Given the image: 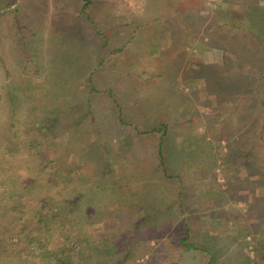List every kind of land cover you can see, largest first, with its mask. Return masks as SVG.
Returning a JSON list of instances; mask_svg holds the SVG:
<instances>
[{
	"label": "trees",
	"instance_id": "obj_1",
	"mask_svg": "<svg viewBox=\"0 0 264 264\" xmlns=\"http://www.w3.org/2000/svg\"><path fill=\"white\" fill-rule=\"evenodd\" d=\"M206 1L164 0V8L158 17L142 21L135 18L126 23L112 17L114 6L108 0H81L78 23L68 25H75V32L70 34L67 27L54 35L56 47L52 52L56 56L59 46L72 47L78 42L76 34H81L86 27L93 34L96 47L86 49L87 46L78 45L83 57L77 73L73 70L72 79L76 86L69 95L60 99L48 93L53 92L54 86L52 69L47 66L45 77L50 87L41 97L38 111L26 121L23 130L15 129V125L8 121L12 134L6 137L10 144L5 154L19 153L22 148L29 160L25 165L28 174L20 186L16 185L14 177L9 176L12 183L4 188V192L14 188L20 190L16 208L23 206L24 193L40 201V205L30 207L36 222L28 237L29 243L35 241L44 247L39 254L40 260L47 264H136L140 257L153 249L151 240L168 229L166 223L158 221L163 212L159 203H148L146 207L142 197L130 199L128 203L135 204L134 207L124 210L120 206L128 197L123 194L116 197L118 207L107 202L116 192L113 190L116 189L117 193L120 189L124 191L118 187L123 176L119 172L121 163L135 162L146 166L139 159L135 146L138 141L149 139L156 147L152 154L157 162L154 171L161 170L170 184L178 186L179 212L186 214L178 225L179 245L208 254L207 264H230L218 261L222 248L217 236L191 223L195 212L190 209L194 201L190 197L187 178L199 171L201 175H207L221 154L212 150L207 154L201 149L199 157H209L211 161H200L195 160L197 148L183 147L181 151L187 156L188 164L181 158L170 166L166 153L169 154L170 146H173L175 125L181 122L162 113L153 115L155 108L161 110L164 107L163 95L164 100L175 95L177 75L193 80L209 74L204 67H211V64L194 58L185 59L190 41L205 34L207 44L223 45L224 62L216 66L225 81H239L234 89L229 87V90L236 91V98L230 99L231 93L227 92L226 103L229 113L236 112L242 118L239 137L230 129L224 134L228 142L221 156L227 180L225 192L238 195L240 189L235 185L239 183L251 191L257 185L264 186V0H227L240 5L238 8H216L204 15L202 10ZM28 2L20 0L16 5L17 0H0V21L9 17L13 19V25L16 24L14 33L18 34L17 42L21 44L29 42L26 35L29 30L20 19ZM142 27L146 28L145 39L140 35ZM153 38L164 42L158 59L165 62L167 70L145 77V70L141 71L137 64L140 60L136 47ZM29 49L23 53L27 55V61L33 60ZM72 50L75 52L76 48ZM39 68L36 67L37 72H40ZM142 83L151 88L148 95L139 86ZM7 92L10 97L14 95L10 89ZM97 108L109 111L107 119L103 121L97 117ZM194 114L184 116L185 123H193ZM64 124L67 134L62 135ZM33 130H38L39 139L28 136ZM187 134L186 140L190 138ZM239 142L241 149L236 145ZM203 162L197 170L188 172L195 163ZM241 166L248 170V176L256 174L257 178L233 176ZM2 170L7 172L8 168L2 166ZM142 188L146 191L143 194L149 195L150 187L143 184ZM83 198H86L85 202ZM99 201L105 206L97 207ZM89 205L92 206L89 208ZM110 222H118L119 226H104L99 235L90 232V227ZM23 226L26 227V223ZM254 226L263 234L254 242V262L264 264V217ZM253 230L251 224L245 223L238 234L244 236ZM39 233L41 237H38ZM56 236L63 238L61 243L48 248ZM190 239H198L200 243L192 246Z\"/></svg>",
	"mask_w": 264,
	"mask_h": 264
},
{
	"label": "rangeland",
	"instance_id": "obj_2",
	"mask_svg": "<svg viewBox=\"0 0 264 264\" xmlns=\"http://www.w3.org/2000/svg\"><path fill=\"white\" fill-rule=\"evenodd\" d=\"M19 2L20 0H17L16 5ZM80 2L81 0H29L20 17L21 23L29 30L26 35L30 43L27 42V44L17 42L18 34L14 33L15 29H13L16 24L13 25L11 17L0 21V264H47L46 261L39 258L44 247L35 241L28 242L30 229L36 222L30 212V207L40 205V201L24 193L21 202L23 206L18 207L19 210H17L20 190L14 188L8 193L4 192V188L12 183L9 176L14 177L17 181L16 185L20 186L19 183L28 174L25 165L29 160L22 148L19 153L5 154L10 144L6 137L12 134L8 121L15 125V129L23 130L26 127V121L38 111L40 99L50 87V83L46 81L45 77L47 66L49 70L52 69L54 86L53 92L48 91V93L62 99L75 89L76 82L72 78L83 57V54L80 56L77 47L83 44L87 46L86 49H94L96 47L95 38L90 33L89 27H86L81 31L84 35L76 34L75 40L78 42H74L72 47L59 46L56 56L54 54L56 47L54 35L67 29L69 24L78 23L81 17ZM108 2L114 6V10L111 12L112 17L126 23L133 22L135 18L141 21L146 18H156L164 8V0H108ZM238 3L233 4L227 0H207L202 14L207 15L209 11L216 8H238L240 5ZM68 28H70L68 30L70 34L76 30L75 25ZM141 29L140 35L142 39H145L146 28L142 27ZM169 35L168 33V38ZM163 43L161 39L153 38L151 41L140 42L136 47L140 60L137 64L140 65L141 71L145 70L143 71L145 77L154 76L156 72L167 70L165 62L158 59ZM27 48H30V52L33 53V60L27 61V55L23 54ZM71 48H76L75 52ZM186 49L187 52L184 54L186 60L199 59L203 63L211 64V67H204L209 73L206 77L201 75L190 80L177 75L174 80L175 95L165 97V100L163 95L164 107L161 110L154 109L153 115L162 113L166 117L181 122L175 125L173 146H170V153H166L167 160H169L168 163H171L170 166L181 158L185 162L188 161L187 156L182 154L183 147L192 150L197 148V151L194 152V155H197L195 160L200 161L202 159L211 161L209 157H199L198 152L201 149L207 154L211 150L221 154L215 167L213 170L210 169L207 175L203 176L199 171L187 177L190 197L194 201L191 203L190 209L195 212V219L191 223L200 226L210 235L217 236L218 244L222 248L221 255L218 257L219 262L256 264L254 262L256 257L254 242L261 239L263 234L254 224L259 223L262 216L264 217V186L257 185L254 191H251L250 188L239 183L235 185L240 189L238 195L231 192L226 193L227 180L223 173L225 164L221 158L228 147V142L224 138V134H227L226 130L230 129L236 137H239L240 133L242 118L237 116L236 112L229 113L226 103L227 92L231 93L229 94L230 99L236 98V91L229 90V87L234 89L239 81H225L224 76H219L220 71L216 65L223 64L226 55L225 48L223 45L207 44L205 34H200L191 40ZM71 53L72 55H70ZM36 67H40V72L36 71ZM29 83H31V87L27 86ZM139 86L144 89L145 95L152 91L149 85L144 86L142 83ZM9 89L12 90V95L14 94L12 97L7 92ZM96 111L99 119L103 121L107 119L109 111L103 108H97ZM187 114L188 116L194 114V122L189 125L185 123L184 118ZM63 129L61 130L62 135L67 134L65 124ZM186 133H189L187 135L190 137L187 140L185 139ZM28 136L40 138L38 130L29 132ZM240 144V142L236 143L241 149L242 144L241 146ZM44 146L48 148L47 143ZM55 149L57 150V148ZM135 149L139 159L146 166H140L135 162L121 163L119 172L123 173V176L118 187L121 186L124 191L121 192L120 189L117 193L116 189L113 190L112 192H116L107 199V202L118 207L119 203L117 204L116 197L123 194L124 197H128L120 206L124 210L129 208L131 210L134 207L135 204L128 203L130 199L142 197L146 207L152 203H159L163 212L158 216V221L168 225L165 234L151 240L153 249L140 257L136 264H207L208 254L199 249L185 248L177 241L180 235L178 225L186 214L179 212V203L176 197L178 186L170 184L161 170L154 171L157 162L152 156L156 150L153 140L138 141ZM204 163L193 164V168L191 167L188 172H194ZM185 164L187 165L188 162ZM2 166L8 168L7 172L2 170ZM172 170H176V167H172ZM233 176L239 179L243 176L247 177L248 170L241 166ZM256 178V174L248 176L250 180ZM143 184L150 187L149 193L147 192L149 195L143 194L145 191L142 188ZM83 201L85 202L86 198H83ZM169 202L170 205L167 206ZM97 203V207L105 206L103 201ZM114 205L110 204V207L113 208ZM252 210L254 212L250 213ZM24 223H26V227L23 226ZM245 223L251 224L255 231L240 236L239 230ZM104 226L118 227L119 224L110 222L107 225H96L89 229L92 234L99 235ZM41 236L39 233L38 237ZM62 239L59 236L54 237L48 248L58 246ZM189 243L194 246L199 244L200 240L190 239ZM24 249L28 252L23 251Z\"/></svg>",
	"mask_w": 264,
	"mask_h": 264
}]
</instances>
